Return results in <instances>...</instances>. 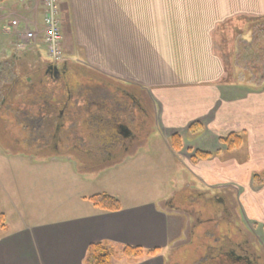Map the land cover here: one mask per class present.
Instances as JSON below:
<instances>
[{
  "label": "crops",
  "instance_id": "crops-1",
  "mask_svg": "<svg viewBox=\"0 0 264 264\" xmlns=\"http://www.w3.org/2000/svg\"><path fill=\"white\" fill-rule=\"evenodd\" d=\"M1 6L0 112L7 113L10 106H17L19 112L37 114L54 105L58 94L52 76L44 73L49 58L41 38L32 46L17 48L19 37L11 22L18 19L21 26L26 21L42 25L40 1L4 0ZM60 19L65 49L60 64L85 67L99 78L98 84L94 83L99 87L96 95L90 96L94 98H90V109L99 106L105 112L116 108L115 100H124L119 96L118 86L144 92L154 107L155 129L135 148L124 149L128 138L120 143L119 130L115 134L110 132L113 127L120 129L130 122L135 125L124 111L117 109L115 125L91 117L86 119V127L93 135L97 134L96 129L102 139L104 134H112L108 140L116 141L117 147H109L112 151L106 152L108 157L118 153L122 161L136 156L138 148L146 145L153 133L161 135L167 143L179 133L183 148L174 151L184 155L192 175L206 177L204 173L208 172L232 175L240 168L237 165L240 159L222 155L224 148L219 137L237 132L247 136L246 144L257 137L264 141V121L250 119L246 101L250 98L257 101L255 98L263 96L264 87L260 85L262 82L255 86L256 79L250 82L242 68L252 63L243 47L253 41L264 25V0H61ZM104 90L113 96L112 101L102 98ZM78 97L76 93L73 99ZM254 107L257 115L258 105ZM194 122H202L205 127L197 136L188 133ZM36 126L32 123L31 127ZM205 142L206 151H221L193 163V152ZM0 148L4 150L0 153V212L5 213L6 219L14 212L17 214L13 224L7 222V228L0 229V264H86L88 247L100 241L114 246L112 264H169L166 252L177 236L176 228L184 231L187 222L175 216L180 212L167 206V199L159 202L160 207L155 203H122L120 211L108 212L92 204L93 208H74L64 215L53 211L46 220V213L24 217L18 211L19 202L24 207L29 204L28 198L35 188H30L29 193L27 188L39 183V167L56 165L58 160L83 164L82 159L74 153L45 155L20 148L12 151L1 142ZM19 167L24 170H18ZM185 184L193 185L191 181ZM192 188L209 197L207 190ZM257 204L260 210L257 208L256 213H263L264 199ZM125 245L161 251L154 256L126 257L121 253Z\"/></svg>",
  "mask_w": 264,
  "mask_h": 264
},
{
  "label": "rangeland",
  "instance_id": "rangeland-1",
  "mask_svg": "<svg viewBox=\"0 0 264 264\" xmlns=\"http://www.w3.org/2000/svg\"><path fill=\"white\" fill-rule=\"evenodd\" d=\"M257 36L261 37L262 45H264V33L260 32ZM258 48V45H255L253 49L251 47L248 48L247 45V47H243V51L245 49L246 53H250L253 56V54L259 53V50H257ZM43 50L48 56L47 48L45 47ZM262 58H264V53H262L261 50L259 56L260 62H262ZM252 67H254L252 63L242 66L244 72H247V75L245 73V76H249L250 82H254L255 80L252 74ZM258 78L259 82L260 80L262 82L260 85L264 87V80L262 79L261 72L259 73ZM71 80H63L62 83L69 86L72 82H80L73 77ZM53 87L56 88L55 86ZM62 88V85H59L56 88L59 97L64 95V92L60 91ZM104 91L106 96L102 94L103 99L108 101L114 99L113 96H109L106 93V90ZM255 100L257 101H253L251 98L246 100L247 103L249 102L248 105L250 106V119L253 120L256 118L257 120L264 121V94L263 96L255 98ZM113 104L114 101L109 104L108 107L110 108ZM253 105H258L257 115L254 114L255 107ZM88 106H90V102L88 103ZM111 109L114 108L111 107ZM22 114L23 113L20 111L17 113V116L20 115V118L14 116L15 122L19 120L24 123L22 120L24 116ZM103 116L108 118L110 114L106 111ZM118 116L117 113L116 116H112V119H108L109 122L107 125H115L114 122ZM113 117H115V119H113ZM96 119L98 120V117H96ZM8 126L11 128L12 134H10L9 137L10 143H13L12 139L20 137L21 134H19L15 123H9ZM103 131H105V129ZM115 131H118V129L114 127L110 130V132H113L114 134ZM90 132L91 130H86V133ZM95 132L100 134L98 129H96ZM97 134L94 135L98 136ZM239 134L241 135V133ZM104 135L105 137L103 136V139L101 138L102 135L98 136V140L100 141L97 140V142L94 143V146L96 147L97 152L104 156L99 158L108 159L106 152H111L112 149L116 148L117 143L116 141L110 142L108 140L109 138H112L110 137L112 134ZM242 136L244 137V143L242 146L232 151L224 149L222 152V155H233L240 159L239 162L236 161L238 162L237 165H240V168L233 171L232 175H226V172H222L224 174L216 175H209V172L204 173L206 174V177H196L192 175L188 169V163H186L183 158L184 155L176 153L170 143L163 140L161 135L155 136L154 133L149 137L146 145L138 148L136 156H131V158L128 159L125 158V160L122 161L120 160V155L116 157L115 160L112 159L111 162L105 161L96 167L95 165L86 163L84 160H82L83 164L77 161L58 160L56 165L51 164V166H40L38 171L41 175L39 183L27 188V193L31 191L30 188H35L31 197L28 198L29 204L24 207L22 202H19L20 206L18 211L22 213L24 217H27V215L41 216V213H46V220L49 218V214L53 211L61 212V214L64 215V213L74 208H93L92 203L87 198L102 193L114 195L120 199L124 205L155 203L158 207H160L159 202L166 200L173 193H178L179 195L186 193L184 194L185 196H191V202H188L187 205L184 206L186 209H203L204 206H209L210 203L204 200L203 196L205 195H198L196 193L191 194L186 188V186L189 185L185 183L191 181L193 183L191 187H196L199 190H207V192L211 191L212 193H226L223 195H226L227 199H229L235 207L236 216L233 217V222L238 226H232L233 231L238 227L247 229L249 235L252 236L253 239H258L261 246L264 248V212L256 213V209L258 208L257 201L264 199V141L261 137H257L256 140L260 145L257 144L256 140L251 144H246L245 138L247 136H244L243 134ZM120 138L119 142L124 143L125 138H122V136H120ZM101 141H103V143ZM206 146L207 144L205 142V145H203L201 149L207 150ZM217 146L218 141L215 143L214 148ZM15 147L9 146L10 149H13L12 151H16ZM20 148L26 151L31 147H26L25 143H22ZM76 148L77 149H74L75 152L73 153L78 156V154H80L78 151H80L81 147ZM2 150L0 148V153L4 151ZM184 151L186 153V149ZM85 156L87 158L93 157L91 155ZM187 161L189 160L187 159ZM60 163L61 166L58 165ZM3 166H5V164ZM6 169H8V167H6ZM207 169L210 170L211 168L208 167ZM18 170H24V168L19 167ZM7 171H10V169ZM54 172L56 174L55 176ZM60 172H62V174ZM66 172L67 174H65ZM256 175L263 180L262 184L258 185L255 183ZM184 178L187 180H184ZM45 180L49 183H45ZM82 195L85 197L87 196V198H83ZM14 196L16 197V195ZM25 210L28 214L24 212ZM258 210L260 209L258 208ZM173 211H176V209ZM184 213L185 211L183 214L179 213L175 216L184 221L186 220ZM16 216L17 214L14 212V214H11L10 218H7L9 225L13 224V220ZM220 227L223 228L222 226ZM176 231L177 236L174 241H171L172 246L170 245L166 252L167 261L169 264H172L171 262L179 264H194L199 255L203 254L201 249H197L200 245L199 241L194 238L193 241L184 243L176 248V246L180 244L179 241L184 239L183 230L179 232L176 228ZM209 239L210 238L207 237L206 241L210 242Z\"/></svg>",
  "mask_w": 264,
  "mask_h": 264
},
{
  "label": "flooded vegetation",
  "instance_id": "flooded-vegetation-1",
  "mask_svg": "<svg viewBox=\"0 0 264 264\" xmlns=\"http://www.w3.org/2000/svg\"><path fill=\"white\" fill-rule=\"evenodd\" d=\"M261 31L264 33V25L261 27ZM262 53H264V45H262ZM53 66L52 68L48 64L47 70L44 73L47 72L52 76L53 86L57 88L59 85H62L63 88L60 91H63L64 95L59 97L57 94L54 105L50 104L46 106L37 114L32 112L25 115L26 112L24 111L22 120L27 126L23 125L22 121L18 120L15 122V117L20 118V115L17 116L19 112L17 106H10V111L7 113L0 112L1 143L13 147L16 145L15 149H19L21 144L25 143L26 147H31L28 150L45 155L52 153H73L75 152L74 149H77L76 147H81L80 151H78L80 153L78 157L96 167L105 161L111 162L112 159L115 160L118 157V153L110 154L108 159L99 158L103 156L97 152L94 146V143L98 140V136L86 133V130H88L86 119L88 117L93 119L98 117L100 121H108V119H112L113 115L116 116L118 113L117 109L124 111V115L131 118L132 123L135 124L131 126L130 122L129 125L124 124L118 129L123 138L127 137L129 140L124 149L135 148L143 142L142 140L147 133L154 131V107L144 92L132 89L126 90V88L118 86L117 88L121 90L119 91V96L125 101L117 102L115 100L116 108L108 109L107 112L110 116L105 118L101 107L98 106L94 110L88 107V103L94 99L90 96L92 94L96 95V91L99 88L97 85L99 78L96 77L95 73H89L88 70H85V67H67L63 64ZM260 72L264 80V58H262ZM72 77L78 79L80 82H72L69 86L62 83L63 80H71ZM75 86L76 91L71 93ZM76 93L79 97L74 100L73 96ZM72 99L73 103L71 102ZM126 103L129 106L125 107ZM5 114L8 118L3 117V115L6 116ZM12 122L16 124V128H18L17 130L21 135L19 138L12 139L13 143H10L11 128L8 125ZM32 123L37 124V128L32 129ZM81 126L84 128H81ZM85 155L93 157L87 158ZM186 188L191 194H201L197 189H193L190 186H186ZM184 194L173 193L167 198L166 204L170 208H173V210L176 209V212L183 214L185 211L184 215L187 224L186 229L183 231L184 239L179 241L180 244L176 248L184 243L193 241L194 238L199 241L200 245L197 249H201L203 254L199 255L194 264H264V248L261 246L259 240L255 238L254 240L249 235L247 229H243L242 227L235 228V231H233V227L238 226L233 222V217L236 216L235 207L227 199L226 195H223L226 193L207 192L209 197H204V200L209 202L210 205L204 206L203 209L192 210L184 207L188 202H191V196L187 197ZM207 237L210 238V242L206 241Z\"/></svg>",
  "mask_w": 264,
  "mask_h": 264
},
{
  "label": "trees",
  "instance_id": "trees-1",
  "mask_svg": "<svg viewBox=\"0 0 264 264\" xmlns=\"http://www.w3.org/2000/svg\"><path fill=\"white\" fill-rule=\"evenodd\" d=\"M3 1L4 0H0V3ZM259 30L260 31L257 33V35H259L260 32H262L261 28ZM257 35L254 37L253 41L249 42L248 48L251 47L253 49L255 45H258L259 48L257 50H259V53L261 54V50H262L261 37H258ZM259 53H255L253 54V56L249 53L250 57L248 60L252 62L254 66L252 67V74H253V77L257 80L255 86H258L257 83H259L258 77H259V71L261 67V62L259 60V56H260ZM254 88L261 89L260 87H254ZM204 129L205 127L202 122H194L189 126L188 133L192 136H197L203 133ZM169 141H170L172 148L175 151L182 150L183 137L181 134L178 133V134L172 135L169 138ZM219 143L221 147L224 148L225 150L232 151L243 145L244 137L237 132H231L226 135L220 136ZM219 151H221V149H218L217 152L215 153L206 151V150H201V149L195 150L191 157V161L193 163H196L200 160L209 159L213 157L215 154H217ZM262 182L263 180L259 178V176L256 175L255 183L260 185L262 184ZM88 200L97 209H100L102 211L115 212V211H120L123 207L121 200L109 193L93 195L89 197ZM6 228H7L6 215L5 213L0 212V229L5 230ZM160 251L161 250L158 248L144 250L137 246L125 245L122 248L121 253L126 257L142 258L145 256H154L160 253ZM114 256H115V249H114V246L110 242L108 241L96 242V243L91 244L88 247L87 255H86V264H112Z\"/></svg>",
  "mask_w": 264,
  "mask_h": 264
},
{
  "label": "built area",
  "instance_id": "built-area-1",
  "mask_svg": "<svg viewBox=\"0 0 264 264\" xmlns=\"http://www.w3.org/2000/svg\"><path fill=\"white\" fill-rule=\"evenodd\" d=\"M43 11V22L30 24L25 22L21 26V21L14 19L11 26L16 30L19 37L17 48H26L36 44L39 38L47 48L48 58L54 64L64 61L65 49L63 46V31L60 19L61 0H39ZM0 4V13H2Z\"/></svg>",
  "mask_w": 264,
  "mask_h": 264
},
{
  "label": "water",
  "instance_id": "water-1",
  "mask_svg": "<svg viewBox=\"0 0 264 264\" xmlns=\"http://www.w3.org/2000/svg\"><path fill=\"white\" fill-rule=\"evenodd\" d=\"M54 66L52 65V68H53ZM57 67V66H56Z\"/></svg>",
  "mask_w": 264,
  "mask_h": 264
}]
</instances>
